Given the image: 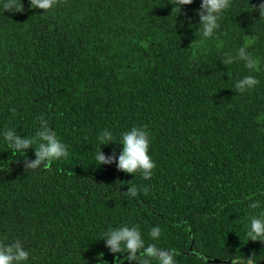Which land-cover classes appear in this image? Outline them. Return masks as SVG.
<instances>
[{
  "label": "trees",
  "instance_id": "1",
  "mask_svg": "<svg viewBox=\"0 0 264 264\" xmlns=\"http://www.w3.org/2000/svg\"><path fill=\"white\" fill-rule=\"evenodd\" d=\"M201 2L181 13L172 0H60L46 14L30 0L23 14L0 7V240H20L27 264H132L103 240L124 226L175 250L176 264L264 260V243L246 234L264 213V20L253 8L264 0H231L209 39L198 30ZM245 44L258 72L222 63ZM246 75L259 85L236 93ZM40 117L69 157L26 172L35 149L15 152L3 132L34 137ZM136 126L150 134V180L95 160L101 148L119 155L121 134ZM105 129L116 143L99 142ZM131 186L136 197L124 194Z\"/></svg>",
  "mask_w": 264,
  "mask_h": 264
},
{
  "label": "clouds",
  "instance_id": "2",
  "mask_svg": "<svg viewBox=\"0 0 264 264\" xmlns=\"http://www.w3.org/2000/svg\"><path fill=\"white\" fill-rule=\"evenodd\" d=\"M60 3V0H30L31 9L42 10L44 14L48 13ZM194 0H172L173 13L182 12L183 6L192 5ZM231 0H202L200 9L197 11L199 16V31L204 39L214 38L217 30L220 28V19L223 13L230 7ZM0 7L4 12L13 14H23L25 12L23 0H2ZM259 12L260 20H264V2L258 7H253ZM196 42V41H194ZM194 42L191 44L193 46ZM203 43V39L199 41ZM248 44L240 47L235 55L227 54L222 60L225 66L231 65L236 61H243L245 68L250 72L260 70V61L254 58L253 54L247 51ZM231 79V72L227 73ZM260 81L253 75H246L237 80L234 84L236 93L244 94L254 90ZM14 112V110H12ZM40 127L34 137L19 135L13 129H7L3 132V137L8 146L15 152H24L28 149H35V159H27L24 162L25 171H36L38 169L48 170L50 166L61 159L66 160L69 157L68 146L58 139L54 130L48 126V122L40 117ZM150 134L140 126L132 127L130 130L121 134L119 145H122V151L119 155L114 150L111 156L105 155L102 148L96 152L95 160L99 166L115 164L118 171L130 174L135 177L140 174L144 180L152 179L154 170L157 168L150 153ZM99 142L105 145L116 143L113 133L107 129L103 130L98 136ZM147 193V188L144 189ZM126 196L136 197L137 188L128 187ZM258 203L253 202L249 207L256 209ZM250 241H259L264 243V213L259 217L253 216L250 219V230L246 233ZM153 240L159 239L161 230L159 227H153L149 233ZM106 247L112 254L126 252V260L132 264H150L151 260H156L157 264H176L175 250H165L157 247L155 244L145 245L142 233L137 226H124L110 229L103 239ZM30 253L27 251L20 240H14L10 243H4L0 240V264H27ZM255 255L245 260L243 257L231 261V264H255Z\"/></svg>",
  "mask_w": 264,
  "mask_h": 264
},
{
  "label": "water",
  "instance_id": "3",
  "mask_svg": "<svg viewBox=\"0 0 264 264\" xmlns=\"http://www.w3.org/2000/svg\"><path fill=\"white\" fill-rule=\"evenodd\" d=\"M191 249H192V247H191ZM238 259H239V258H238ZM244 259L247 260V258H244ZM233 260H235V259H233ZM231 261H232V260H229L228 262L231 263ZM216 262L218 263L219 260H216ZM255 264H264V260L261 261V262H255Z\"/></svg>",
  "mask_w": 264,
  "mask_h": 264
}]
</instances>
